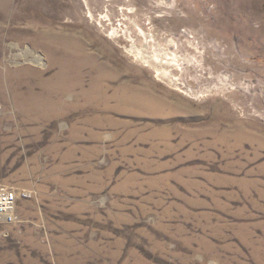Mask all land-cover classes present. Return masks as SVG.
Instances as JSON below:
<instances>
[{"label": "rangeland", "instance_id": "rangeland-1", "mask_svg": "<svg viewBox=\"0 0 264 264\" xmlns=\"http://www.w3.org/2000/svg\"><path fill=\"white\" fill-rule=\"evenodd\" d=\"M0 184V264H264V0H0Z\"/></svg>", "mask_w": 264, "mask_h": 264}, {"label": "built area", "instance_id": "built-area-1", "mask_svg": "<svg viewBox=\"0 0 264 264\" xmlns=\"http://www.w3.org/2000/svg\"><path fill=\"white\" fill-rule=\"evenodd\" d=\"M17 192L4 184H0V222H11L13 206Z\"/></svg>", "mask_w": 264, "mask_h": 264}, {"label": "bare ground", "instance_id": "bare-ground-1", "mask_svg": "<svg viewBox=\"0 0 264 264\" xmlns=\"http://www.w3.org/2000/svg\"><path fill=\"white\" fill-rule=\"evenodd\" d=\"M53 37H58L57 35H53ZM49 53H50V56H52V55H54V54H56L57 53V48H48L47 47V49H46ZM140 51H137L136 53H139ZM135 53V54H136ZM84 56V55H83ZM51 59H52V57H51ZM52 60H54V61H56L59 65H60V68H61V63H60V59H58V57L57 58H55V59H52ZM75 76V75H74ZM72 77V76H70L69 77V81L67 82H64L65 84V86H69V87H72V86H77V85H80V83L82 82V81H80L79 79H77V76H75V77ZM61 79H62V77H61ZM82 94H84L83 92H82ZM81 94V95H82ZM86 95H88V97H86L85 99H87V100H89V101H93V99H94V97L96 98V96H97V94L94 92V91H91L90 93L88 92V93H86ZM144 107L145 108H143V109H146L147 108V106L146 105H144Z\"/></svg>", "mask_w": 264, "mask_h": 264}]
</instances>
